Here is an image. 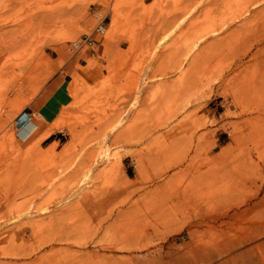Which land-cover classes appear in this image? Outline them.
<instances>
[{"label": "rangeland", "instance_id": "374dc122", "mask_svg": "<svg viewBox=\"0 0 264 264\" xmlns=\"http://www.w3.org/2000/svg\"><path fill=\"white\" fill-rule=\"evenodd\" d=\"M263 7L0 0V65L24 67L0 98V264H264ZM23 111L38 135H17Z\"/></svg>", "mask_w": 264, "mask_h": 264}, {"label": "bare ground", "instance_id": "6f19581e", "mask_svg": "<svg viewBox=\"0 0 264 264\" xmlns=\"http://www.w3.org/2000/svg\"><path fill=\"white\" fill-rule=\"evenodd\" d=\"M246 1V0H245ZM253 2H255V1H253ZM257 2V1H256ZM260 3V2H259ZM239 5V4H238ZM253 5H255V4H252V6ZM251 6V7H252ZM237 10H238V8H236ZM240 9V8H239ZM255 10V9H254ZM254 10L253 9H249V8H247V7H245V10L243 11V12H253L254 13ZM239 11V10H238ZM241 11H239V13H240ZM257 12V11H256ZM191 13V12H190ZM247 13V14H248ZM250 14V13H249ZM256 14V13H255ZM189 15V14H188ZM237 15H239V14H237ZM244 15V14H243ZM246 16V15H245ZM252 16V15H251ZM184 17V16H183ZM185 17H186V15H185ZM236 17V16H235ZM251 18V17H250ZM252 18H254V15H253V17ZM256 20H258V19H260V21L259 22H261V24L264 22V7L262 8V9H260V10H258V13L256 14ZM184 20V19H183ZM182 20V21H183ZM235 20H236V18H235ZM234 20V21H235ZM238 20H240V19H238ZM255 20V19H254ZM180 21V20H179ZM246 21V20H245ZM233 23V22H232ZM235 23H237V22H235ZM225 24V23H224ZM223 24V25H224ZM177 25V24H176ZM175 25V26H176ZM227 26V25H226ZM217 28V27H216ZM204 30V29H203ZM225 30V29H224ZM170 31V30H169ZM168 31V32H169ZM174 31V30H173ZM215 31V32H214ZM263 32V31H262ZM212 33H217V31L214 29V30H212ZM263 34V33H262ZM262 34H261V36H262ZM164 35H166V34H164ZM202 35V34H201ZM206 36V35H205ZM168 37V36H167ZM205 38V37H204ZM263 38V37H262ZM261 38V39H262ZM200 39V38H199ZM264 39V38H263ZM159 40H161V39H159ZM157 44H160V41L159 42H157ZM190 44V43H189ZM155 46H158V45H155ZM154 46V47H155ZM194 49V48H193ZM259 49H264V44L262 45V46H260L259 47ZM186 52V51H185ZM149 59V58H148ZM183 63V62H182ZM23 65V63H18V62H13V61H7V62H4L3 64L1 63V65H0V98L2 97V98H5V95H7L8 93H10L11 91H13V90H15L16 89V86H19V84H21V83H19L18 81H16L17 79H18V77L19 76H23V68H22V65ZM148 63H147V67H144V69H143V71H142V73L139 75V77H138V79L136 78L135 79V85L137 86V93H140L141 91H142V89H143V87L146 85V83H147V72L149 71L148 70ZM176 67V66H175ZM20 70V73L18 72H15V70ZM12 72V74L13 75H11V77L9 76V79H3L2 77L3 76H5V75H9L10 73ZM11 83V88H7V85H9L8 83ZM9 87V86H8ZM132 87V86H131ZM135 97V96H134ZM139 98V97H138ZM136 100V99H135ZM133 104H135V103H133ZM121 113H123V112H121ZM125 114V113H124ZM126 118V117H125ZM119 120V119H118ZM123 120H125V119H123ZM52 121V120H51ZM61 121L62 120H60V119H56V120H54L53 122H51L48 126H47V128L44 130V132L40 135V136H38L36 139H34V140H32L28 145H27V147L24 149V154L25 155H28V154H36V152L38 153L39 151H40V147H39V142H40V140L41 139H43V138H45L46 136H48L49 135V133L53 130V129H56L57 127H60L63 123H61ZM63 122V121H62ZM123 122V121H122ZM117 123V122H116ZM119 123V122H118ZM115 125V124H114ZM114 125H112L113 127H114ZM112 126H110V127H112ZM116 127L118 126L117 124L115 125ZM115 127V128H116ZM11 128V127H10ZM10 128H8V130H6L4 133H3V138H10L11 140L13 139V134H12V130H10ZM109 130H111V129H109ZM54 131V130H53ZM109 134V133H108ZM105 144V143H104ZM103 144V145H104ZM107 146V145H106ZM102 149H103V147H102ZM107 147H105L102 151H99V155L101 156V157H103V156H107V154L109 153V152H107ZM98 153V152H97ZM111 154V153H110ZM110 156V155H109ZM107 160V159H106ZM104 161V160H103ZM102 161V162H103ZM61 168V167H60ZM56 171H58L57 169H56ZM91 171H92V168H89V169H87V170H85V172H83V174H82V176L79 178V180H78V183H77V185L79 186L80 184H82V182H84L85 180H87L88 178H89V176H90V173H91ZM58 173V172H57ZM62 173H63V170H62ZM54 176H56V175H54ZM53 176V179H55L56 177H54ZM58 177V176H57ZM74 192H76V191H78V188L76 189L75 188V190H73ZM37 213V212H36ZM33 214V213H32ZM13 220V219H12ZM253 233V232H252ZM251 233V234H252Z\"/></svg>", "mask_w": 264, "mask_h": 264}, {"label": "crops", "instance_id": "0c3cea01", "mask_svg": "<svg viewBox=\"0 0 264 264\" xmlns=\"http://www.w3.org/2000/svg\"><path fill=\"white\" fill-rule=\"evenodd\" d=\"M53 91V88H51L49 91L48 89H45L43 90V93H41V95L37 96L36 101L38 109L42 108L43 104L48 100ZM15 124L17 135L23 139L38 135V131H42L45 127L43 123L34 120L32 115L28 111L26 113L24 111L21 112L17 116Z\"/></svg>", "mask_w": 264, "mask_h": 264}, {"label": "built area", "instance_id": "2783aa9c", "mask_svg": "<svg viewBox=\"0 0 264 264\" xmlns=\"http://www.w3.org/2000/svg\"><path fill=\"white\" fill-rule=\"evenodd\" d=\"M105 27L102 24H98L94 27V29L88 34L80 35L76 40L71 41L69 49L72 52L79 51L83 48L92 47L95 42V34L104 32Z\"/></svg>", "mask_w": 264, "mask_h": 264}]
</instances>
